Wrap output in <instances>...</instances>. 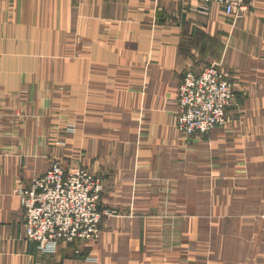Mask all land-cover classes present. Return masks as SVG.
Returning <instances> with one entry per match:
<instances>
[{
	"label": "crops",
	"instance_id": "crops-1",
	"mask_svg": "<svg viewBox=\"0 0 264 264\" xmlns=\"http://www.w3.org/2000/svg\"><path fill=\"white\" fill-rule=\"evenodd\" d=\"M209 65L235 83L228 121L183 135L180 83ZM263 147L264 0L236 18L199 0H0V264H264V246L250 260L256 230L222 212L264 174ZM55 160L101 176V208L117 213L95 242L44 252L19 190ZM173 185L185 213L171 229Z\"/></svg>",
	"mask_w": 264,
	"mask_h": 264
},
{
	"label": "built area",
	"instance_id": "built-area-1",
	"mask_svg": "<svg viewBox=\"0 0 264 264\" xmlns=\"http://www.w3.org/2000/svg\"><path fill=\"white\" fill-rule=\"evenodd\" d=\"M208 13L211 4L224 8L228 17L248 11L249 0H199ZM236 97L235 83L218 66L185 72L178 89L176 127L186 136L205 134L228 121ZM105 190L101 176L86 167L67 169L55 160L45 174L21 187V205L28 239L44 252H54L62 242H95L105 216L116 210L101 208Z\"/></svg>",
	"mask_w": 264,
	"mask_h": 264
},
{
	"label": "rangeland",
	"instance_id": "rangeland-1",
	"mask_svg": "<svg viewBox=\"0 0 264 264\" xmlns=\"http://www.w3.org/2000/svg\"><path fill=\"white\" fill-rule=\"evenodd\" d=\"M241 111L238 110V114ZM262 158H264V147L262 148ZM255 157L252 158V161ZM259 170V166L254 164L253 169ZM250 177L252 179L251 185L254 187H248L245 189H234L229 190V203L223 205L224 209L222 210L223 215H228L235 218V223L237 226L235 229L241 234L243 230H256L252 233L250 241V260L251 263L258 260V257H263V254L260 252L262 246H264V187H258L259 185L264 186V174L254 171L251 172ZM261 177V181H258V178ZM172 192L170 197V203L167 205V215L171 219L170 221H165L163 224L165 228H178L179 222L178 217L184 214V210H181L174 201H178V189L173 185L170 188ZM176 194L177 198L172 199V195ZM256 214V215H254ZM114 215V214H113ZM178 240V238H176ZM249 244V243H248ZM179 242L176 241L173 243L170 242L168 247H170L171 252L170 256L165 254L164 259L168 257H174L177 255V250L179 249ZM162 254V253H161ZM164 255V254H162ZM239 255V254H236ZM252 264H258L252 263Z\"/></svg>",
	"mask_w": 264,
	"mask_h": 264
}]
</instances>
